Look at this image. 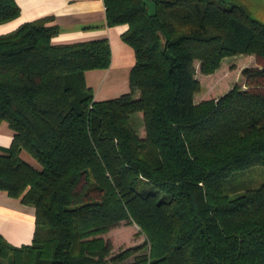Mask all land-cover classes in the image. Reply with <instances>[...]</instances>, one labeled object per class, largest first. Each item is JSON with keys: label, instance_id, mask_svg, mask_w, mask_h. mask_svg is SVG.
I'll return each mask as SVG.
<instances>
[{"label": "trees", "instance_id": "16d2710c", "mask_svg": "<svg viewBox=\"0 0 264 264\" xmlns=\"http://www.w3.org/2000/svg\"><path fill=\"white\" fill-rule=\"evenodd\" d=\"M152 1L154 16L103 0L134 53L130 91L107 99L85 83L111 64L107 36L55 42L51 15L0 33V190L34 207L30 243L0 234V264H264V182L224 186L264 167V23L238 0ZM19 13L0 0V24ZM236 54L255 60L243 85L195 103L194 62L209 74ZM121 221L145 238L110 256L102 234Z\"/></svg>", "mask_w": 264, "mask_h": 264}, {"label": "crops", "instance_id": "0c3cea01", "mask_svg": "<svg viewBox=\"0 0 264 264\" xmlns=\"http://www.w3.org/2000/svg\"><path fill=\"white\" fill-rule=\"evenodd\" d=\"M16 2L20 8L19 15L11 21L0 24V33L10 31L23 22L51 15L54 22L59 25V33L53 41L70 42L107 36L111 50L112 42H116L117 46L116 53L113 51V55L112 52L110 66L112 67L117 59V67L125 69L132 67L133 50L120 39L121 33L127 26L125 24L113 27L105 25L103 0H16ZM110 71L111 68L108 73ZM137 115L141 116V113ZM11 139V129L5 122H2L0 124V152L2 147L9 146ZM33 229L34 207L0 190V234L5 240L17 246L28 244L31 242Z\"/></svg>", "mask_w": 264, "mask_h": 264}, {"label": "rangeland", "instance_id": "374dc122", "mask_svg": "<svg viewBox=\"0 0 264 264\" xmlns=\"http://www.w3.org/2000/svg\"><path fill=\"white\" fill-rule=\"evenodd\" d=\"M244 4L251 15L264 23V0H238ZM121 39V38H120ZM112 50L116 53V42H112ZM113 52V55H114ZM115 59L112 67L107 69H91L85 72V83L91 88L92 93L97 99H107L116 97L122 93L129 92V73L130 69L116 66ZM112 63V62H111ZM255 64L254 56L250 54H236L222 59L219 67L214 72L204 74L199 71L198 62L195 61L196 78L199 82V89L194 94V102L199 103L203 100L215 99L234 84L243 85L242 69ZM111 68L110 73L109 70ZM113 68V69H112ZM7 124V123H5ZM133 124L137 129V134L142 136L143 126L140 115L133 117ZM24 158L37 165L32 156L23 153ZM264 182V167L253 166L251 168L237 171L224 184L227 191L233 185H240L245 188L257 187ZM138 227L134 223L129 224L121 221L110 227L108 232L102 234L103 238L111 245L110 256L121 249L136 246L143 242L145 236L138 234ZM132 257L125 262L131 261ZM123 262V264L125 263Z\"/></svg>", "mask_w": 264, "mask_h": 264}, {"label": "water", "instance_id": "95a60500", "mask_svg": "<svg viewBox=\"0 0 264 264\" xmlns=\"http://www.w3.org/2000/svg\"><path fill=\"white\" fill-rule=\"evenodd\" d=\"M147 5L148 14L150 16H154L156 13V5L155 2L152 0H144Z\"/></svg>", "mask_w": 264, "mask_h": 264}]
</instances>
